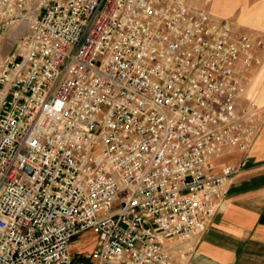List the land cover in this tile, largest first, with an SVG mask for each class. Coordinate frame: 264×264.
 Returning a JSON list of instances; mask_svg holds the SVG:
<instances>
[{"label": "built area", "instance_id": "1", "mask_svg": "<svg viewBox=\"0 0 264 264\" xmlns=\"http://www.w3.org/2000/svg\"><path fill=\"white\" fill-rule=\"evenodd\" d=\"M11 27L0 264H174L166 241L185 256L238 170L213 157L256 134L244 72L262 38L185 0H0Z\"/></svg>", "mask_w": 264, "mask_h": 264}, {"label": "crops", "instance_id": "2", "mask_svg": "<svg viewBox=\"0 0 264 264\" xmlns=\"http://www.w3.org/2000/svg\"><path fill=\"white\" fill-rule=\"evenodd\" d=\"M185 1L219 20H231L240 30L264 41V0ZM5 36L9 37L10 48L0 60L15 49L17 28L0 30V39ZM256 53L262 60L261 65L255 64L244 72L246 80L247 75L258 73L251 85V93L257 98L256 134L243 149L225 148L234 153L231 158L219 162L212 159L214 173H219L224 165H234L238 170L219 211L204 231L188 241L190 250L185 256L178 251L183 243L176 239L166 241L174 255V264H264V47L257 48ZM243 101L253 102L247 97ZM223 151L213 158L222 156Z\"/></svg>", "mask_w": 264, "mask_h": 264}, {"label": "rangeland", "instance_id": "3", "mask_svg": "<svg viewBox=\"0 0 264 264\" xmlns=\"http://www.w3.org/2000/svg\"><path fill=\"white\" fill-rule=\"evenodd\" d=\"M9 37L5 36V38L0 39V58L6 54V52L9 50L10 45L7 43ZM245 97V96H244ZM234 155V153L228 149H225L223 151L222 156L213 158L215 162H219L222 160H226L231 158ZM97 243V237L96 235L88 231L87 233H83L82 235L78 236L75 241L72 244V254L75 259L81 261L87 258L90 254L93 248L96 246Z\"/></svg>", "mask_w": 264, "mask_h": 264}, {"label": "bare ground", "instance_id": "4", "mask_svg": "<svg viewBox=\"0 0 264 264\" xmlns=\"http://www.w3.org/2000/svg\"><path fill=\"white\" fill-rule=\"evenodd\" d=\"M32 17H29V20L31 19ZM28 23V21L26 22L25 21V25ZM24 25V26H25ZM262 62V60H261ZM261 62H260V65H261ZM259 65V66H260ZM259 68V67H258ZM258 78V73L256 72L255 74L251 75V76H248L247 75V80H246V86H245V92H244V96L247 97V98H251L253 100V103L257 104V98L254 97V94L251 93V85L254 84V82L256 81V79ZM255 93V91H254ZM220 155V154H219Z\"/></svg>", "mask_w": 264, "mask_h": 264}]
</instances>
